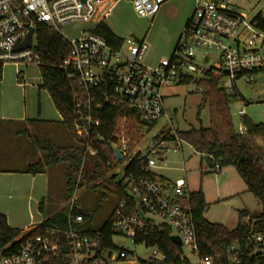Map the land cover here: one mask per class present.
Masks as SVG:
<instances>
[{"label": "built area", "instance_id": "built-area-1", "mask_svg": "<svg viewBox=\"0 0 264 264\" xmlns=\"http://www.w3.org/2000/svg\"><path fill=\"white\" fill-rule=\"evenodd\" d=\"M168 1L132 0V5L139 16H151ZM230 1L195 0L173 53L150 66L144 62L147 52L144 39L119 36L121 43L116 47L95 33L97 25L82 28L74 38L60 32L63 24L91 20L98 0H0V76L3 66L8 64L42 66L35 49V30L40 24L59 32L69 43L67 57L57 66L67 71L72 90V127L84 140L78 181L84 173L85 158L99 153V148L91 142L94 137L102 140L99 130L105 107H125V113L111 133L112 158H116L117 150L120 159L116 160L121 165L111 162L109 167L113 169L111 176L122 180L128 197L118 201L111 211L110 245L104 244L99 232L94 235L83 232L80 225L84 218L74 213L73 198L63 226H42L39 233L25 236L14 250L4 253L0 249V264H117L121 261L191 264L188 253L197 257L198 264H264V233H251L244 244L234 242L216 256L199 255L190 192L184 179L165 185L156 178H133L131 173V177H124L132 162L141 171L155 176L152 168L162 160V151L169 149L170 143L181 141L174 131L164 130L159 138L140 147L152 124L167 117L164 88L186 78L196 83L213 80L229 94L236 89L237 80L251 83L254 75L264 72V16L258 13L248 20L246 14L233 9ZM31 30L30 47L15 50ZM206 52L218 55L217 61L207 69L201 67V63L209 60ZM21 72L17 70L18 75ZM198 73L202 75L200 80L194 77ZM197 89L201 91L202 87ZM238 113L244 116L243 110ZM245 131L241 124L239 133ZM211 170L217 174L221 168L214 163ZM40 223L20 232V236ZM164 231L169 233L170 240L173 235L180 240L175 243L180 246L174 255L177 263L167 261L157 244L147 242V237ZM115 237L129 240L134 246L151 248V257L140 260L123 242L116 243ZM9 246L7 243L4 249Z\"/></svg>", "mask_w": 264, "mask_h": 264}, {"label": "rangeland", "instance_id": "rangeland-1", "mask_svg": "<svg viewBox=\"0 0 264 264\" xmlns=\"http://www.w3.org/2000/svg\"><path fill=\"white\" fill-rule=\"evenodd\" d=\"M230 2L233 9L246 14L248 20L258 13L264 16V0ZM194 6L195 0H169L156 14L139 16L134 11L132 0H98L96 13L91 20L63 24L59 30L67 38H74L82 28H94L100 20H104L117 36L144 39L147 44L144 62L154 66L161 58H167L173 53ZM105 12L108 15L104 18ZM206 55L209 57L208 62L201 63V67L205 69L218 59L215 52H206ZM18 69L22 71L20 75L17 74ZM261 76L262 81L259 80ZM194 77L196 80L202 79L199 73ZM39 84L41 73L37 66L8 64L1 70L0 171H21L28 163L43 160L47 154V150L43 148L45 145L51 144L58 148L77 145L57 117L58 111L47 91L38 89ZM196 84L193 80L187 84H175L163 89L167 117L158 119L144 135L140 147L144 148L151 139L159 138L164 130L176 132L209 127L208 103ZM235 86L236 89L229 93V112L234 129L239 132L242 124L239 110H243L244 116L253 123H264V72L254 75V81L251 83L239 79ZM24 117H38L43 121L29 125L26 120H20H24ZM258 143L263 144V141L258 140ZM111 162L115 166L121 165L116 158ZM66 166L67 163L61 162L47 167L43 176L33 180L31 175L21 173H14L12 176L0 175L1 188L6 189L8 184L13 183L16 190L12 196L5 191L0 192V213L6 215L10 228L22 232L21 229L32 220L34 223L47 218L62 221L66 219L73 198L75 206L87 214V219L80 228L97 231L102 227L115 206V198L103 187V181L111 176L113 169L109 168L105 177L95 183L82 181L73 196L69 197L66 191ZM152 171L171 182L184 179L190 192L202 191L205 200L202 215L210 223L232 229L239 223V211L246 210L254 215L262 210L258 199L245 191V183L234 166L226 165L216 174L210 169L205 156L196 152L185 141L170 143L169 149L162 151V160L156 162ZM120 176L121 173L118 174V177ZM40 180L45 185L41 210L37 209V204L30 203L27 199L29 189L38 187ZM30 213L33 215L32 219ZM248 220L249 217H244L241 221ZM114 241L123 242L140 260H148L152 255L151 248L134 246L129 240L119 237H115ZM184 251L189 252L186 248ZM188 259L191 264H198L195 255L188 253ZM117 264L131 263L121 261Z\"/></svg>", "mask_w": 264, "mask_h": 264}, {"label": "trees", "instance_id": "trees-1", "mask_svg": "<svg viewBox=\"0 0 264 264\" xmlns=\"http://www.w3.org/2000/svg\"><path fill=\"white\" fill-rule=\"evenodd\" d=\"M95 33L113 46L117 47L121 43L119 36L112 31L104 20L97 24ZM35 42V49L42 63V66H40L42 81L38 85V89H45L48 92L55 109L62 118L61 123L66 127L69 135L76 141L77 145L62 148L51 144L45 145L43 148L47 150V154L44 159L28 163L19 172L32 175L45 173L47 167L65 162L67 163L65 168L66 191L67 196L72 197L82 181L88 184L95 183L107 174L110 168L109 163L113 159L111 133L115 130L120 117L125 113V107L123 105H107L105 107L101 114L102 127L99 130L102 140L94 137L91 142L93 146L99 148V153L96 156L85 158L84 173L78 181V172L84 156V140L76 134L72 127V90L67 78V71L57 66L67 57L70 46L59 32L49 30L44 24L36 27ZM189 82H191V79L186 78L179 84ZM196 85L202 87L200 93L208 103L209 127L176 131L175 135L178 139L187 142L196 152L204 155L210 169L214 166V163H218L221 169L226 165L234 166L237 174L245 183V191L252 193L262 207L261 212L254 215L246 210L239 211V223L236 227L229 229L221 224L210 223L203 218L205 200L202 191L189 193L196 227L197 252L200 256H216L234 242L244 244L251 233H264V123H253L246 116H242L241 123L246 131L244 133L237 132L233 127L229 112L230 95L213 80H202ZM169 138L173 139V136ZM258 140H262L263 144H259ZM130 173L133 178L147 177L151 180L155 179L153 174L141 171L135 165V162L127 167L124 177H131ZM103 182L105 184L104 189H107L115 198V205L118 201L128 198L122 180L116 179L115 175L108 177ZM102 195L104 196V194ZM43 200H40L38 204L39 210L42 209ZM74 213L83 215L84 221L87 219L86 212L76 206L74 207ZM244 217H249L248 222L241 221ZM110 222L111 216L109 215L99 230L83 229V232L90 235L99 232L104 244L110 245L112 233ZM64 223L65 219L55 221L47 218L42 220L39 226L20 236V231L10 228L7 225L6 217L0 214V249L4 253L12 251L25 236L39 233L40 227L63 226ZM17 237L18 239H15ZM147 240L149 244L158 245L159 250L165 253L167 261L178 262L174 255L180 251V246L170 240L167 231L152 234L147 237ZM7 243H10V246L4 249Z\"/></svg>", "mask_w": 264, "mask_h": 264}, {"label": "crops", "instance_id": "crops-1", "mask_svg": "<svg viewBox=\"0 0 264 264\" xmlns=\"http://www.w3.org/2000/svg\"><path fill=\"white\" fill-rule=\"evenodd\" d=\"M111 8V7H110ZM168 8H171V7H168ZM108 15V13L106 15H103V17L105 18L106 16ZM187 21V20H186ZM42 81V80H41ZM38 87V86H37ZM48 93V92H47ZM50 97V96H49ZM57 117L60 119V121H62V118L60 116L59 113H57ZM25 119L22 120V118H20L21 121H27L29 125H31V123L33 122H37V121H43L41 118H32V117H29L28 119H26V117H24ZM14 173H21L23 175H31V179H36V177H41L43 176V174L45 173H37L35 175H32V174H29V173H22V172H19V171H0V175H5V176H12ZM155 178L160 181L161 183L165 184V185H170L172 182L167 180L166 178H164L163 176H157L155 174ZM186 182V181H185ZM39 184V185H38ZM38 187H31L29 190V194H28V200L30 201V203L34 202L35 204H37V209H38V204L40 202V200L44 199L45 195H44V190H45V185H44V182H42L41 180L38 182ZM187 185V183H186ZM44 186V187H42ZM9 187V188H8ZM8 187L5 189V188H1V185H0V192L1 191H5L7 193H9L10 196H12V193L13 191H16L15 188H14V184L13 183H10L8 184ZM189 191V190H188ZM190 192V191H189ZM8 195V196H9ZM2 214V213H0ZM4 215V214H2ZM6 217V215H4ZM33 215L32 213H30V218L32 219ZM41 221H39L38 223H40ZM38 223H34V221L32 220L31 223L27 224L26 226H24L23 229L21 230H27L33 226H35L36 224Z\"/></svg>", "mask_w": 264, "mask_h": 264}, {"label": "water", "instance_id": "water-1", "mask_svg": "<svg viewBox=\"0 0 264 264\" xmlns=\"http://www.w3.org/2000/svg\"><path fill=\"white\" fill-rule=\"evenodd\" d=\"M32 33H33V30H31L28 34H27V37L26 39L24 40V42L18 44L15 48V50H21V49H24V48H28L30 47L31 45V36H32ZM260 81L263 80V77L261 76L259 78ZM115 154H116V158L119 160L120 159V154L117 150H115ZM171 241L174 242V243H179L180 240L177 236H171Z\"/></svg>", "mask_w": 264, "mask_h": 264}]
</instances>
